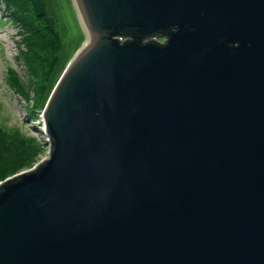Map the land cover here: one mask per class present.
Masks as SVG:
<instances>
[{
	"label": "water",
	"instance_id": "water-1",
	"mask_svg": "<svg viewBox=\"0 0 264 264\" xmlns=\"http://www.w3.org/2000/svg\"><path fill=\"white\" fill-rule=\"evenodd\" d=\"M74 1L0 264H264V0Z\"/></svg>",
	"mask_w": 264,
	"mask_h": 264
},
{
	"label": "rangeland",
	"instance_id": "rangeland-1",
	"mask_svg": "<svg viewBox=\"0 0 264 264\" xmlns=\"http://www.w3.org/2000/svg\"><path fill=\"white\" fill-rule=\"evenodd\" d=\"M43 1L55 20L53 27L61 43L60 47L57 44L58 50L54 46L50 51L45 43L36 39L33 48L28 47L29 33L24 29V15L10 14L13 18L0 3V175L5 172L0 181L34 167L49 156L42 109L68 62L86 38L74 0ZM45 19V15L40 17L42 21ZM55 53L57 58H54ZM44 57H49L46 63L42 60ZM44 70H52L47 78L42 77ZM14 73L27 96L12 82L10 76ZM10 146L15 152L8 150ZM17 158L26 160L23 164L17 163L21 164L19 168L10 171L1 168ZM17 164L11 166L18 167Z\"/></svg>",
	"mask_w": 264,
	"mask_h": 264
},
{
	"label": "trees",
	"instance_id": "trees-1",
	"mask_svg": "<svg viewBox=\"0 0 264 264\" xmlns=\"http://www.w3.org/2000/svg\"><path fill=\"white\" fill-rule=\"evenodd\" d=\"M0 3L3 4L4 9L7 10L9 15L13 14V15L18 16L19 13L24 15L25 20H26L24 29H26V31L29 33V37L27 38L28 47L33 48V40L36 39V41L45 43V45L48 47L50 51L52 50L54 46L57 48V50L59 49L58 47L61 46L60 38H59L58 33L56 32V29H54L53 27V23L55 20L54 18L51 17V13L48 7L45 5L46 3L43 0H0ZM42 15L43 16L45 15L47 19H45L44 21L40 20V17H42ZM57 44H58V47H57ZM48 58L49 57H44L42 60H44L46 63ZM54 58H57L56 53L54 54ZM26 60L29 61L28 59ZM50 71L52 70H44L45 74L42 75V77L47 78L50 74ZM10 77L14 85L17 87V89L22 93L24 92V94L27 96L26 89L24 88L22 84H20L19 79H17L16 77V74L14 73ZM37 91L39 92L40 89ZM29 145L32 147V144H29ZM37 149H41V147ZM8 150L10 152H15L12 146L8 147ZM25 161H26L25 158H17V159H14L12 163L3 164L1 168L2 169L5 168V171H10L12 169L15 170L19 168L20 167L19 165L23 164ZM18 162H21V164L18 165L17 164ZM13 163L17 164L18 167L15 166L16 168L15 167L13 168L11 166V164ZM1 172L2 171H0V174ZM4 174L5 172H3V175ZM3 175H0V178H2Z\"/></svg>",
	"mask_w": 264,
	"mask_h": 264
},
{
	"label": "bare ground",
	"instance_id": "bare-ground-1",
	"mask_svg": "<svg viewBox=\"0 0 264 264\" xmlns=\"http://www.w3.org/2000/svg\"><path fill=\"white\" fill-rule=\"evenodd\" d=\"M82 21H83V25H84V27H85V29H86V32H87V26H86V24L84 23V19L82 18Z\"/></svg>",
	"mask_w": 264,
	"mask_h": 264
},
{
	"label": "flooded vegetation",
	"instance_id": "flooded-vegetation-1",
	"mask_svg": "<svg viewBox=\"0 0 264 264\" xmlns=\"http://www.w3.org/2000/svg\"><path fill=\"white\" fill-rule=\"evenodd\" d=\"M162 39H163V38H162ZM162 39H161V40H162Z\"/></svg>",
	"mask_w": 264,
	"mask_h": 264
}]
</instances>
